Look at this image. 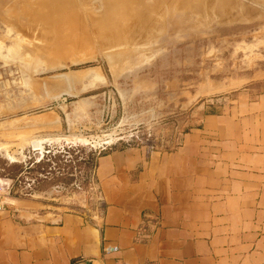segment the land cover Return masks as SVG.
<instances>
[{"label": "rangeland", "instance_id": "1", "mask_svg": "<svg viewBox=\"0 0 264 264\" xmlns=\"http://www.w3.org/2000/svg\"><path fill=\"white\" fill-rule=\"evenodd\" d=\"M263 99L264 0H0V173L72 149L46 178L0 174V209L92 214L94 152L190 138L203 154L219 136L203 115L227 110L259 138L244 153L264 170ZM261 195L245 232L264 231Z\"/></svg>", "mask_w": 264, "mask_h": 264}, {"label": "crops", "instance_id": "2", "mask_svg": "<svg viewBox=\"0 0 264 264\" xmlns=\"http://www.w3.org/2000/svg\"><path fill=\"white\" fill-rule=\"evenodd\" d=\"M203 116L205 132L219 134L205 137L203 154L190 138L173 149L109 147L97 158L93 188L101 206L92 214L31 207L27 217L0 209V264L264 262V231L245 232L254 225V215H245L262 207L264 193L261 154L244 153L245 142L259 138L247 139L244 115Z\"/></svg>", "mask_w": 264, "mask_h": 264}, {"label": "trees", "instance_id": "3", "mask_svg": "<svg viewBox=\"0 0 264 264\" xmlns=\"http://www.w3.org/2000/svg\"><path fill=\"white\" fill-rule=\"evenodd\" d=\"M72 149L63 147L59 151L54 152L52 149H49L46 153L42 155L40 159L33 162H12L9 164L8 169H4L0 174L3 176H8L11 178H16V183L24 180V178L29 174L32 173L33 175L41 174L42 177H47L50 173H52L51 170H47V168L50 166V164L53 162V160H57L60 155L68 154ZM106 151H99L97 153H93L91 159H90V170L92 169L93 172V180H94V170L97 162V158L105 153ZM45 166V168H44ZM40 168H43V170H40ZM43 178L37 179V182H39Z\"/></svg>", "mask_w": 264, "mask_h": 264}, {"label": "built area", "instance_id": "4", "mask_svg": "<svg viewBox=\"0 0 264 264\" xmlns=\"http://www.w3.org/2000/svg\"><path fill=\"white\" fill-rule=\"evenodd\" d=\"M105 250H106L107 252H112V251H115V250H116V247H114V246L106 247ZM118 264H130V263L127 262V261H122V262H120V263H118Z\"/></svg>", "mask_w": 264, "mask_h": 264}, {"label": "water", "instance_id": "5", "mask_svg": "<svg viewBox=\"0 0 264 264\" xmlns=\"http://www.w3.org/2000/svg\"><path fill=\"white\" fill-rule=\"evenodd\" d=\"M92 261H93V260H87V261H85V262H83V263H81V264H91Z\"/></svg>", "mask_w": 264, "mask_h": 264}]
</instances>
